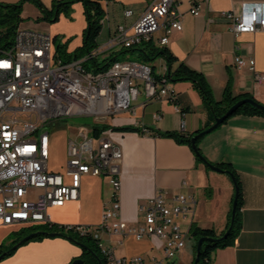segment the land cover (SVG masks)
I'll return each mask as SVG.
<instances>
[{
	"label": "crops",
	"instance_id": "obj_1",
	"mask_svg": "<svg viewBox=\"0 0 264 264\" xmlns=\"http://www.w3.org/2000/svg\"><path fill=\"white\" fill-rule=\"evenodd\" d=\"M0 2L15 4L19 0ZM42 2L50 8L53 0ZM152 2L103 1L107 15L98 39L102 58L126 51L122 46L106 49V45L120 25L130 29ZM243 3H264V0H176L178 11L183 15V30L174 32L166 47L178 58L174 68L180 62L185 63L207 78L215 100L223 98L230 84L235 95L253 96L264 104V84L257 83L248 67L239 68L235 63L238 56L246 60L254 57L256 70L264 73V30L237 36L231 24L220 17V12L238 10ZM128 9L133 10L130 17L125 15ZM193 9L200 14L195 15ZM41 16V11L31 3L24 5L23 20ZM72 16L74 21L71 18L67 24L75 39L68 45V53L83 44L87 20L81 2L73 5ZM20 26L34 29L24 22ZM162 34L163 30H160L152 39L157 47H160L157 40ZM158 59L160 64L154 70L160 75L165 73L167 62L164 57ZM169 85L175 92L174 99L148 100L141 93L143 99L139 101L140 94L131 110L109 116L105 122H96L98 125H109V128L100 137H93L108 138L122 149L121 204L122 218L126 222L136 224L143 216L141 205L156 194H162L169 201L175 195H193L197 207L191 219H178L182 228L189 233L192 223H197L202 228H213L221 234L227 228L233 208L235 185L232 178L198 162L189 145L171 137L155 135L156 131L194 135L212 122L213 113L205 107L199 90L190 81H170ZM156 115H160V118ZM183 122L186 123L185 131H181ZM129 126L139 130H121ZM199 148L211 163L231 164L243 187L239 237L234 245L217 249L212 264H264V116L232 117L205 135L199 142ZM80 192L79 201L49 210L53 223L100 224L105 204L112 195L108 179L86 175L82 178ZM19 230L0 224V247L7 242L9 235ZM101 238L106 249L111 250L117 259L163 257V242L158 238L138 241L134 236L107 232L101 233ZM192 250L193 247L186 245L177 258L166 264H192L195 257ZM81 255L79 245L58 236L24 244L11 256L1 260L0 264H70Z\"/></svg>",
	"mask_w": 264,
	"mask_h": 264
},
{
	"label": "built area",
	"instance_id": "obj_2",
	"mask_svg": "<svg viewBox=\"0 0 264 264\" xmlns=\"http://www.w3.org/2000/svg\"><path fill=\"white\" fill-rule=\"evenodd\" d=\"M193 13L200 14L197 9ZM132 14L131 9L125 11L127 17ZM220 17L237 36L256 33L264 30V3H243L238 10L220 12ZM182 18L176 0H153L130 29L117 28L106 49H131L152 40L160 30L163 34L157 43L166 47L171 35L183 30ZM4 36L0 31V224L23 229L53 223L49 210L79 201L84 176H104L112 195L100 224L68 225V229L92 233L109 264H166L177 258L189 234L178 219L193 217L195 196L175 195L169 201L156 194L141 205L143 216L136 224L126 222L121 204L122 149L108 138L95 139L89 125L79 126L69 138L63 171H53L49 164L51 128L58 127V121L74 116L102 119L129 111L141 93L148 100L174 99L167 69L157 75L148 63L118 60L106 71L93 73L84 64L100 56L101 49L86 58L65 61L55 51V37L49 32L19 28L10 45ZM235 63L248 67L257 83L264 84V73L256 70L254 57L238 56ZM20 114L30 119L19 118ZM185 130L183 122L181 131ZM103 232L134 236L138 241L158 238L163 242V257L117 259L106 249Z\"/></svg>",
	"mask_w": 264,
	"mask_h": 264
},
{
	"label": "trees",
	"instance_id": "obj_3",
	"mask_svg": "<svg viewBox=\"0 0 264 264\" xmlns=\"http://www.w3.org/2000/svg\"><path fill=\"white\" fill-rule=\"evenodd\" d=\"M104 0H53L52 6L50 8L46 7L42 0H19L15 4H8L0 2V31L5 33L4 41L7 44H12L14 41V36L17 30L20 28L21 23L24 21L22 18L23 7L27 2H32L36 4L42 16L39 20L52 21L56 22L59 20V17L62 14L71 16L73 13V5L77 2H81L84 6V13L87 20V27L83 33V44L81 47L77 48L74 52L68 53L66 45H58L57 52L59 56L65 61H72L77 59H83L91 55L92 52L99 49L100 45L98 39L100 37L103 23L107 12L103 7ZM58 40V37H55V41ZM138 51L139 56L142 58L144 63H151L157 60L160 57H164L167 62V78L171 82H181V81H190L195 88H197L203 98L205 107L213 113L212 122L208 123L205 129L211 127L216 118L224 116L229 109H231L236 103L246 98L254 100L256 103L264 105L257 101L253 96L248 95H235L232 89V86L227 85L224 96L220 101L215 100L213 90L207 80V78L200 72L193 70L185 63H179L176 68L173 67L175 63L178 62V58L170 52L167 47H157L154 45L152 40L144 41L141 45L135 46L131 49H126L125 52ZM124 52L112 53L107 57L96 56L88 59L84 66L88 71L93 73L106 71L112 63L120 60L119 54ZM154 68V67H153ZM244 115V116H264V111L260 110L251 103H245L235 110V112L224 122L226 123L229 119L235 116ZM93 136L100 137L104 130L109 128V125L95 124L92 126ZM203 129V130H205ZM121 130L131 131L139 130L135 127L129 126L124 127ZM146 130V129H144ZM200 130L198 133H200ZM197 134V133H196ZM185 135L177 132H161L156 131L157 136L171 137L177 140L181 144L189 145L195 155L196 152L193 148L192 139L196 135ZM205 136V135H204ZM201 136L196 140V145L199 148V142L204 137ZM200 150V148H199ZM201 152V150H200ZM202 154V152H201ZM203 155V154H202ZM204 156V155H203ZM205 157V156H204ZM197 161L202 162L206 167L210 168L202 159L196 155ZM205 159H207L205 157ZM208 160V159H207ZM210 162V161H209ZM224 170H230L235 175L236 185L239 189V199L237 206V213L235 217V223L232 231L229 233L227 238H222L225 233L228 231L231 225L232 213L229 218V222L226 230L218 234L213 228H202L197 223H192L189 235L193 236L197 241L202 237L211 238L203 242L201 247V259L199 264H212L214 252L219 248H225L227 246L234 245L239 237V234L242 229V218L240 215V210L243 206V187L242 182L234 170L231 164L222 163L218 164ZM235 199V196H234ZM233 199V202H234ZM68 225H61L57 223H50L46 225L32 226L29 228L21 229L12 234L17 236L12 239V234L7 238V242L3 243L0 247V256L7 252L5 257L1 260L11 256L17 248L27 244L31 241L43 240L49 237H58L52 236L53 233L60 234V237L67 238L73 243L79 245L82 248V255L79 258L71 261L70 264H79L75 263L76 260H82L84 264H109L107 256L104 254L102 249L99 246V241L94 237L92 233L81 234L75 228L68 229ZM25 237H29L27 240L19 244ZM10 241V243H8ZM8 243V244H7ZM15 245H18L17 248H13ZM197 246L195 248V257L192 262L194 264ZM0 260V261H1Z\"/></svg>",
	"mask_w": 264,
	"mask_h": 264
},
{
	"label": "rangeland",
	"instance_id": "obj_4",
	"mask_svg": "<svg viewBox=\"0 0 264 264\" xmlns=\"http://www.w3.org/2000/svg\"><path fill=\"white\" fill-rule=\"evenodd\" d=\"M30 3V2H27ZM32 6L35 7L36 9H39V7L32 3ZM41 18V17H40ZM73 20V16H67L65 13L62 14L59 17V20L56 22L52 21H45V20H39L37 19H26L23 22L27 26H32V28L41 30V31H47L50 33H53L55 37H58V40L55 41L54 48L55 51L57 52L58 45H68L72 40L75 39V34L73 35L70 33L71 29L68 26L67 23L69 21ZM40 24V25H39ZM20 28H22L20 26ZM75 51V50H74ZM58 53V52H57ZM119 59L120 60H131V61H137V62H142V58L139 56L138 51H131V52H124L119 54ZM151 66H159L160 61L159 59L155 60L154 62L149 63ZM143 99V94H141L139 101ZM133 104H135L133 102ZM132 104V105H133ZM19 118L22 119H30V117L27 114H20L18 115ZM35 117V116H34ZM108 118H102V119H95L94 116H74V117H67L64 118L60 121H58L59 126L58 127H53L51 128V146H50V156H49V164H50V169L53 171H61L66 165L67 162V140L71 137H74L77 132H78V127L81 125H89L93 126L96 124V122H105ZM24 229V228H23ZM21 230V229H20ZM13 235V234H12ZM14 237H17L15 235L12 236V239ZM187 247H193V254L195 255V248L197 246V241L193 236H187L185 239ZM179 264V263H177Z\"/></svg>",
	"mask_w": 264,
	"mask_h": 264
},
{
	"label": "water",
	"instance_id": "obj_5",
	"mask_svg": "<svg viewBox=\"0 0 264 264\" xmlns=\"http://www.w3.org/2000/svg\"><path fill=\"white\" fill-rule=\"evenodd\" d=\"M245 103H251L254 106H256L257 108H259L260 110L264 111V105L258 104V103H256L254 100H252L250 98H246V99L241 100L238 103H236L231 109L228 110V112L224 116L216 118L215 123L211 127L201 131L200 133L197 132V134L192 139V144H193V148H194V150L196 152V155L200 159H202L213 171H216L218 173H226V174H228L232 178V181H233V183L235 185V199H234L233 208H232L231 225H230L228 231L225 233V235L222 238H227L229 233L232 231V229L234 227L235 217H236V213H237L238 199H239V189H238V187L236 185V179H235V175L233 174V172H231L230 170H224L219 165H215V164L209 162L207 159H205V157L201 154L199 148L196 145V140L199 137L207 135V134L213 132L215 129H217L220 125H222L235 112V110L237 108H239L241 105H243ZM59 235L60 234H58V233H53L52 234V236H59ZM28 238L29 237H25L19 244H21L23 241L27 240ZM208 240H212V239L211 238H207V237H202V238L199 239L198 246H197V254H196V258H195L194 264H199L200 259H201V247H202V244H203V242H206ZM17 246L18 245H15L13 248L15 249V248H17ZM6 253L7 252L3 253L0 256V260L5 257ZM75 263L84 264V262L82 260H76Z\"/></svg>",
	"mask_w": 264,
	"mask_h": 264
}]
</instances>
